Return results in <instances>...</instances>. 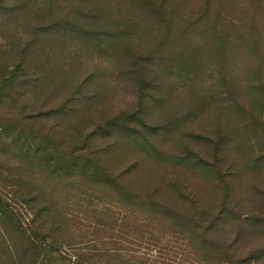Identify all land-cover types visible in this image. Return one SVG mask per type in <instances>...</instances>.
<instances>
[{
  "label": "rangeland",
  "instance_id": "374dc122",
  "mask_svg": "<svg viewBox=\"0 0 264 264\" xmlns=\"http://www.w3.org/2000/svg\"><path fill=\"white\" fill-rule=\"evenodd\" d=\"M0 3V84L22 65L0 88V142L8 129L23 139L0 143V221L10 206L22 210L27 229L19 234L0 223V264H264V43L241 68L229 56L220 60L215 37L195 30L178 54L169 45V76L145 66L138 81L109 46L63 36L77 25L93 33L94 23L83 20L87 3ZM164 51L156 57L165 58ZM138 113L143 124L133 121ZM127 115L132 122L95 137L107 119ZM34 136L47 147L44 156L48 148L66 153L75 170L51 176L47 160L36 167L26 147ZM104 148L112 156L99 162L124 190L76 171L85 165L80 157L94 159ZM55 197L60 204L40 213ZM132 222L142 227V241L131 236ZM150 235L157 248L146 245ZM198 242L207 244L208 258Z\"/></svg>",
  "mask_w": 264,
  "mask_h": 264
},
{
  "label": "trees",
  "instance_id": "16d2710c",
  "mask_svg": "<svg viewBox=\"0 0 264 264\" xmlns=\"http://www.w3.org/2000/svg\"><path fill=\"white\" fill-rule=\"evenodd\" d=\"M103 1L80 0V4L85 2L88 5L85 8L87 11L83 20L87 23H94L93 33L87 30L85 26L77 25L68 29L63 36L66 37L68 35V41L72 42L74 40L80 43V45L88 43L89 40L95 49L101 46H109L112 50L113 58L123 65L121 68H125L126 73L132 75V78L138 81H141L140 78H144L145 66L163 67V74L165 72L169 76L170 65L174 59V56L170 53L169 45L175 44V52L178 54V52L185 49L184 43L181 40H188L195 33V30L215 37L217 40L215 47L219 48V58L221 61L226 63L225 60L229 56L233 60L232 63L240 65L241 68L245 67L243 61L247 60L246 62H249L252 60V58H248V53H253V50L259 51L261 45L264 43V27L260 26L262 23L257 22L258 20L264 21V0H205L203 6L195 14L186 12L195 0H160L161 3L158 4L154 3V0ZM164 3L169 4V6ZM0 6H2L1 3ZM62 32L57 34L58 39L56 41L63 45L65 44V40L61 41L59 39V36L63 34ZM139 33L141 36L138 35ZM227 41L229 44H227ZM160 48L165 49V58L156 57V51ZM21 67V64H16L14 69L7 71L4 74L0 88H6L13 82ZM66 109L64 115L68 116L69 108L66 107ZM138 114L139 116L137 115L133 121L137 120L143 124L144 119L140 113ZM133 115H127L125 117L126 120H118L117 118L107 119L106 125L103 128L98 127L94 132L95 137H97L96 133L108 132V129L115 125L132 122L129 120ZM77 118L81 119V116ZM66 119L69 120L68 117ZM14 133L12 130H6V134L0 143L12 146L15 143H20L23 139ZM6 138H8V142L5 141ZM88 140L89 138L85 134L82 137V143ZM150 146L152 145L150 144ZM26 147L29 150L27 154L32 157V162L36 167L40 166L42 161L45 162L47 160L46 166L51 176H57L58 173L62 172L67 175L72 170H75L71 167V158L66 153L61 156H54L53 150L48 148L50 154L44 156L42 149H47V147L40 143L38 144L35 136L33 142H29ZM92 154L95 156L94 159H88V154H84V157L79 158V161L84 162L85 165L77 167L76 171L80 172L82 177L87 172L93 174L97 178L93 181L98 182L99 185H107L115 192L124 190L125 187L117 178L110 177L108 164L99 162L102 158L105 160L106 155L112 156V152L104 148ZM51 180L53 181L54 179ZM51 199L42 203L40 213L45 214L48 210L51 211V209L60 204L57 197ZM54 199L57 200L55 201ZM19 210L17 209L15 212L10 206L6 207L2 213L3 218L0 223L5 221L10 222L11 227H13L11 231L21 234L22 232H26L27 229H23L24 223L19 214L22 210ZM29 210L31 212V209ZM153 213L155 216H159L158 211H153ZM55 214L56 211H53L54 216ZM126 226L131 229V236L133 238L139 239V241L143 240L145 235H143L141 226L133 222ZM34 231L35 228H32V232ZM30 236L31 234L29 233L26 238ZM144 240H146V245L157 248L158 241L154 235H150ZM194 245L200 248L198 252L200 256L208 258L209 250L203 248L207 244L198 242ZM5 249L7 252H10L8 246ZM255 257L257 255H254L253 258ZM145 259L147 258L145 257ZM224 262L227 263L228 260H224Z\"/></svg>",
  "mask_w": 264,
  "mask_h": 264
}]
</instances>
